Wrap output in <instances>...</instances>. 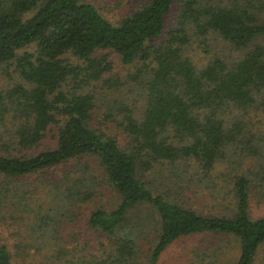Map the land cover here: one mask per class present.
I'll return each instance as SVG.
<instances>
[{
	"label": "trees",
	"instance_id": "16d2710c",
	"mask_svg": "<svg viewBox=\"0 0 264 264\" xmlns=\"http://www.w3.org/2000/svg\"><path fill=\"white\" fill-rule=\"evenodd\" d=\"M209 32L236 57L197 65L184 54L192 37ZM112 55L133 65L126 80L106 76ZM0 68L8 78L0 87V235L15 233L0 236V264H157L174 242L198 235L209 243L232 236L235 264L254 263L264 243V214L249 213L252 193L264 198V128L252 122L264 116V0H141L116 22L86 0H0ZM134 83L129 105L122 92L105 97ZM50 131L55 146L31 152ZM72 160L82 162L70 169ZM222 165L232 179L222 194L228 204L200 214L184 199L187 170L196 183L212 179L214 191L210 176ZM63 166L61 176L26 178L27 189L8 192L6 179ZM103 184L116 193L113 206L96 201ZM88 203L94 243L76 229Z\"/></svg>",
	"mask_w": 264,
	"mask_h": 264
},
{
	"label": "rangeland",
	"instance_id": "374dc122",
	"mask_svg": "<svg viewBox=\"0 0 264 264\" xmlns=\"http://www.w3.org/2000/svg\"><path fill=\"white\" fill-rule=\"evenodd\" d=\"M88 2L94 3L100 10V12L107 17L110 21L116 22L120 16L125 15L126 13L130 12L132 9H134L141 0H86ZM203 39V40H202ZM184 54L187 55V57L191 58L195 64H202L206 62L208 59H212L214 56H225V57H236L237 51L232 48V46H229L227 42H225L218 34L209 32L207 36L204 37H192V40L188 43V45L185 46ZM113 61H112V69L110 72L106 73V76H118L120 80H126L129 73L133 71V65L131 64H123L120 62L118 57L116 55H112ZM130 80V79H129ZM8 83V78L5 75V72L3 69L0 68V87H5ZM133 88V91H132ZM137 88V85L134 83L133 86H130L129 84L123 85L119 90H115L114 88H105L106 95L105 97L108 98V96L111 95V93L116 94L117 92H122L124 94L123 101L127 102V105L131 103V101L134 99L135 90ZM141 105V99L138 102ZM103 108V107H102ZM95 118H97L95 116ZM106 119V118H105ZM258 121L252 120L253 123H255L256 126L260 128H264V116L258 115L256 117ZM102 120V119H101ZM93 121V120H92ZM106 121V120H105ZM257 123V124H256ZM107 125H112L113 129L111 131L117 132V129L115 128V124L112 123L110 120L106 121ZM261 124V125H260ZM118 130H120L118 128ZM51 131L48 133L47 137H45L41 143L31 152H38L41 149L45 147H54L55 141L53 138H51ZM82 162L72 160V164H69L70 169H74L78 166V164ZM76 163V165H75ZM68 166L63 167H57L54 170L48 171L46 173H37L30 175L29 177H23L20 180H9L6 179L5 181L10 186L9 194L14 193V191H20L22 189H27L28 185L24 184V181L26 178H29V181H34L36 179H44L45 177L50 176H61L66 173V171L69 169ZM245 168V166H244ZM224 173V175H218V173ZM168 175L167 171L162 172L161 176ZM186 177H191L193 181L191 182V185H189V189H184L185 192V200L188 202L190 206L196 209V211L200 214H209V215H218L219 212L222 211V208L218 206V204L227 203L228 199L222 196L223 191L226 189H230L232 186V179L229 175V172L225 165L219 166L217 169L212 171V175L210 177H214V191L211 189L212 185V179H207L205 182H198L196 183V176L195 171L193 169H188ZM227 178V180H226ZM103 178H99V181ZM213 182V183H214ZM159 186V189L161 191L164 190L166 187V183L164 181H159L157 184ZM177 185H185V182H179ZM105 184H103L99 188L100 197L96 198L97 202H102L106 205L113 206L117 203L118 199L116 197V193L112 191L109 187L104 188ZM33 191V198L35 201H38V197L41 195L38 192H35L33 186H30ZM198 189V192L195 190ZM217 195L214 196V194ZM41 202L44 200L39 199ZM39 202V201H38ZM44 204H42L43 206ZM94 203H88L84 205V207L81 210V213L79 214V220L77 221L76 229L80 228L83 233L84 237L88 239L91 242L97 241L99 238V235L96 231L87 229V226L85 225L86 216L88 215L89 210L94 206ZM41 206V207H42ZM249 213L252 217H258L264 214V198L259 196L258 193H252L250 197L249 202ZM11 216L7 217L6 220L8 222L11 221ZM5 220V221H6ZM27 220V219H24ZM24 222V221H21ZM69 231V229L67 230ZM64 230L63 235H66V232ZM15 234L11 230H4V233L1 234V238L7 237L8 234ZM201 235L198 236H190V237H183L179 239L178 241L174 242L161 256L159 263L157 264H184L185 261H189L188 264H235L238 255H239V244L237 240L232 236H218L215 235L214 237L210 238V241L212 243L207 242L208 238L204 240L201 239ZM214 243V244H213ZM212 244L213 249H219L215 250L214 253L209 251L205 257L202 259L196 258L195 254L193 252H198L200 249H210V245ZM204 245V246H203ZM191 247V248H190ZM199 248V250H198ZM199 256V254H198ZM253 264H264V243L261 245L260 249L258 250L257 257Z\"/></svg>",
	"mask_w": 264,
	"mask_h": 264
}]
</instances>
